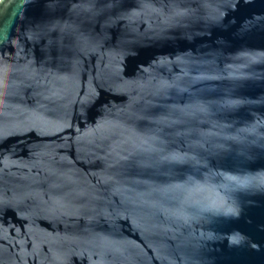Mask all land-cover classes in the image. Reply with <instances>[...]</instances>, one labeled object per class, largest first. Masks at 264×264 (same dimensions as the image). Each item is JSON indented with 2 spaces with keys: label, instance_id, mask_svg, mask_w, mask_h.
<instances>
[{
  "label": "water",
  "instance_id": "water-1",
  "mask_svg": "<svg viewBox=\"0 0 264 264\" xmlns=\"http://www.w3.org/2000/svg\"><path fill=\"white\" fill-rule=\"evenodd\" d=\"M0 264H264V0H0Z\"/></svg>",
  "mask_w": 264,
  "mask_h": 264
}]
</instances>
